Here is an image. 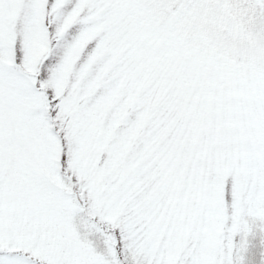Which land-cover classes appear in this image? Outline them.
I'll return each mask as SVG.
<instances>
[{"label": "snow or ice", "instance_id": "6c2138e0", "mask_svg": "<svg viewBox=\"0 0 264 264\" xmlns=\"http://www.w3.org/2000/svg\"><path fill=\"white\" fill-rule=\"evenodd\" d=\"M0 264H264V0H0Z\"/></svg>", "mask_w": 264, "mask_h": 264}]
</instances>
